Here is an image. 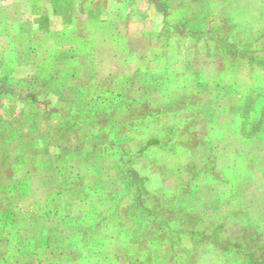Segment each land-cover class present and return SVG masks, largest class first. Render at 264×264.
Listing matches in <instances>:
<instances>
[{"label": "rangeland", "instance_id": "1", "mask_svg": "<svg viewBox=\"0 0 264 264\" xmlns=\"http://www.w3.org/2000/svg\"><path fill=\"white\" fill-rule=\"evenodd\" d=\"M85 75L96 76L94 91H98V100H103L105 106L110 99L106 89L120 91L125 84L128 92L115 99L108 110L92 115L80 113L72 106L78 99L73 91L84 89ZM146 90L148 95L139 100L128 96ZM161 92L173 97L170 102L157 105L166 99L157 95ZM30 93H35V103L26 98ZM130 105L135 106L134 115L139 107L140 111L151 112V116L164 114L173 106H195L202 115L207 112L211 116L233 115L236 111L262 130L264 0H0V185L10 172L6 159L11 152L37 153L34 157L38 162L29 165L35 170L49 169L48 161L55 159L57 163L51 169L63 176V180L57 179L58 183L70 189L66 221L75 227L82 217V226L77 229L89 241L74 247L76 233L72 227H66L59 246L57 227L48 233L52 240L48 247L42 246L38 237L26 234L25 244L37 257L28 252L30 255L23 256L21 264H147L144 262L146 258L148 261L150 245L166 233L164 228L157 230L151 220L162 222L172 216L185 220L178 205L194 203V198L166 199L142 191L132 195L140 211L133 210V222L123 228L125 237L130 239L127 250L122 248L123 242L114 241V231L122 238L118 233L122 228L112 231L110 220L118 213L129 220L133 209L131 195H100V200L107 203L96 209L90 207L91 195L80 189L74 168L81 167L82 161L75 154L85 144L88 151L92 137L112 135V148L119 151L111 166L123 174V142L144 132L129 128L138 116L123 118L116 113L117 107ZM254 106L259 113H253ZM50 111H56L55 118L47 122ZM246 111L251 113L246 115ZM25 113V120L31 116L42 120L41 133L35 131L33 124L25 125ZM64 114L78 120L83 129H68L62 122L66 120ZM111 119L117 123L114 128L109 127ZM251 127L250 124L247 130ZM259 134V146H264V133ZM35 137L40 146L21 142L22 138ZM70 137L83 140H72L74 145H69L71 152H67L63 143ZM132 143L136 145V139ZM103 149L105 146L98 152L101 154ZM148 151L153 158L151 153L156 147ZM0 197L6 200L5 195ZM235 209L242 213L237 206ZM140 212L143 217L149 213L153 217L151 223L137 227ZM194 222L197 221L191 220ZM214 232L228 235L220 246L231 255L221 258L220 264H246L248 260L242 259L241 251L247 255L264 245L262 237L243 222L232 220ZM108 236L111 239H106ZM170 238L169 247L187 255V247L179 244L177 237ZM159 243L165 247V243ZM241 244L242 248L238 246ZM144 245L147 251H141Z\"/></svg>", "mask_w": 264, "mask_h": 264}, {"label": "crops", "instance_id": "2", "mask_svg": "<svg viewBox=\"0 0 264 264\" xmlns=\"http://www.w3.org/2000/svg\"><path fill=\"white\" fill-rule=\"evenodd\" d=\"M91 67H94V63L90 64ZM91 76L85 75L82 86L84 89L78 91L79 88H75L73 91V95L78 99H74L72 106L80 113L92 115L108 110L112 108L110 105L115 99L125 97L128 92L125 84L124 89L120 91L106 89L104 92L108 93L110 99L105 106L103 100H98V91H94L97 88L96 76ZM147 93V90L140 91L134 96L135 92H132L128 96L139 100L142 96L146 97ZM166 94H157L166 97L157 105L170 102L173 95ZM133 105L117 107L116 110L123 118L138 116L137 122L129 123V128L144 131L139 137L131 136L123 142V174L121 171L115 172L111 166L119 151L112 148L115 141L112 135H106L105 138L92 137L88 145L90 149L87 151L86 144H82L83 147L80 146L75 154L76 159L82 161V166L75 167L74 173L81 182L80 189H85L84 191L91 195L90 207L100 209V206L107 203L100 200V195L122 194L121 192L130 194L131 198L132 195L140 194V191L166 199L194 198V203L187 201V204L178 205L177 210L181 212L180 215L185 214V220H176L172 216L162 224L161 221L150 218L157 230L164 228L166 233L161 239L155 238L150 245L148 261L146 258L144 262L147 264H220L221 258L231 255L227 249L220 246L228 240V235L215 233L214 230L232 220L249 225L264 241V146H259L257 139L241 138L236 132L233 116L229 113L211 116L206 112L202 115L195 106H177L168 109L164 114L154 116L146 110L140 111L138 107L134 115ZM55 113L56 111L48 112L46 121L52 122ZM69 115L64 114L66 120H61L64 125L68 126V129H83L80 122L73 120ZM22 116L25 125L33 124L35 131L41 133L42 120L39 117L32 119L31 116L25 120L26 113ZM116 124L114 119H111L109 127L114 128ZM92 129L91 126L90 130ZM134 138L136 145L132 143ZM76 139L83 140L82 137L74 138ZM72 140L73 137H70L63 143L64 147H68L67 152H71L69 145H74ZM21 142L34 147L41 145L36 137L22 138ZM104 146V152L100 154L98 149ZM151 147H156V151L151 153L153 158L148 153ZM34 156H37V153L31 155V152L22 150L11 152L6 159L10 163V172L6 175L5 183L1 182L0 185V195L6 196L5 201L0 197V264L22 263L26 254V250L22 248L26 246V234L28 237H38L39 242L47 247L48 233L57 227V236L65 235L66 225L70 224L66 221L70 189L58 183L57 179L63 176L51 169L52 164L56 165V160L51 158L48 161L51 162L47 163L49 169L35 170L29 168L30 162H38ZM104 162L107 164L105 168L102 165ZM64 167L69 169L68 166ZM132 199L133 209L130 211L129 220L119 213L113 218L114 221L110 220L113 224L110 225L112 231L117 230L116 228L119 230V226L122 228L118 232L122 238L117 237V231H114V241L117 244L123 242L122 248L127 250L130 239L125 237L123 228L133 222L134 211H140L136 199ZM235 206L240 208L242 213L238 214ZM143 215L144 213L140 212L141 217L138 223H135L137 227L139 224L146 225L143 222H148L145 219L146 213L144 217ZM82 220V217L78 219L79 223H75V226H82ZM191 220L197 222L193 224ZM138 230L141 234L142 231L139 228ZM78 234L81 237L80 233ZM170 236L177 237L178 243L187 247V255L178 254L176 247H169ZM159 242L165 243V247H161ZM143 250L147 251L146 245L142 247L141 251ZM35 254L36 252L32 251V257L36 258Z\"/></svg>", "mask_w": 264, "mask_h": 264}, {"label": "trees", "instance_id": "3", "mask_svg": "<svg viewBox=\"0 0 264 264\" xmlns=\"http://www.w3.org/2000/svg\"><path fill=\"white\" fill-rule=\"evenodd\" d=\"M164 87V86H163ZM26 98L29 100V102L30 103H35L36 102V100H35V93H30V94H28V95H26ZM174 107H176V106H173L172 108H174ZM251 112H252V110H250ZM249 111V112H250ZM248 111H246V115H248V113H249ZM250 112V113H251ZM259 113V111L256 109V107L254 106V112L253 113ZM262 113H263V111L260 113L261 115H262ZM237 114H238V116H237ZM241 114H243V113H241V112H237L236 113V111H235V114H233L232 116H233V121H234V123H235V129H236V132H237V134L241 137V138H243L244 140H255V139H258V134L260 133H264V128L262 129V130H258V128H257V126L256 125H253L249 120H248V117L247 116H240ZM245 114V113H244ZM237 117H239V119H240V121L238 122V118ZM246 123H247V127L245 128V125H246ZM252 125V127L250 128V131H248L247 130V128H248V126L249 125ZM260 131V132H259ZM259 134V135H260ZM150 212V211H149ZM148 215H150L149 213L145 216V219L146 220H148V222H143V223H145V224H147V223H149L150 221V218H153V217H151V216H148ZM159 221H161V220H159ZM164 222H165V220H162V224H164ZM70 223V222H69ZM101 224V223H100ZM99 225V224H98ZM140 226H142V224H139V227ZM66 227L68 228V227H72V223H70V224H68V225H66ZM71 229H73V230H75V233H76V235H75V237H74V244H75V246L74 247H77V246H81V245H83V244H85V243H87V242H89L88 241V236H83V234H82V230H79V229H77V226H75V227H72ZM138 229V228H137ZM139 231V230H138ZM56 232V230H54V233ZM78 233H80V235H81V237H78L79 236V234ZM78 234V235H77ZM14 235V234H13ZM50 237H47V239H46V244H47V247L48 246H50L51 244V241L52 240H50L49 239ZM58 238V243L56 242V246H59V245H61V242H63L64 241V238H63V236H58L57 237ZM50 244V245H49ZM42 246H44V245H42ZM240 248H242V246H243V244H241V245H238ZM10 248V247H9ZM23 249H25L26 250V254L24 255V256H26V255H30L28 252H31V251H33L32 249H31V247H29V245L28 244H26V246H24V247H22ZM256 249L255 250H252V251H249V253H247V255H244L243 254V251H241L242 253H240V255L242 256V259H244V260H248V262L247 261H245L246 262V264H264V245H261V246H257V247H255ZM61 259V258H60ZM134 264V263H133Z\"/></svg>", "mask_w": 264, "mask_h": 264}]
</instances>
